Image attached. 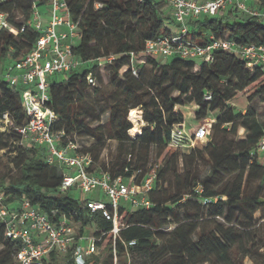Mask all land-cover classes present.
<instances>
[{
  "label": "trees",
  "instance_id": "1",
  "mask_svg": "<svg viewBox=\"0 0 264 264\" xmlns=\"http://www.w3.org/2000/svg\"><path fill=\"white\" fill-rule=\"evenodd\" d=\"M34 3L43 6L48 0H0V10L8 11L10 23L21 28ZM67 4L81 33L73 52L86 65L66 72L68 76L61 82H50L49 106L57 114L52 130L64 131L76 141L78 136L95 140L79 150L92 154V172L108 170L114 178L122 176L129 181L134 176L140 183L155 170L157 176L149 194L152 205L133 211L121 205L124 226L114 243L109 232L111 221L99 212L92 213L70 191L59 190L65 168L48 163L45 147H12L1 143L0 138V151L8 150L16 170L0 175V193L5 194L6 202L15 209L28 199L54 222L66 216L79 222L81 231L91 227L101 236L98 245L102 252L90 256L85 264H129L132 259L141 264H241L250 255L246 234H250L255 213L264 206L260 194L264 165L256 152L264 127L252 105L256 99L264 104V67L249 68L241 56L221 50L211 62L198 64L172 56L169 62L160 63L145 46L147 40L177 30L163 0H67ZM225 13L192 20V38L206 43L212 34H227L240 43L264 44V22L245 15L241 21L232 20L238 12ZM20 16L23 20H18ZM38 36L31 28L17 35L0 28V70L27 53ZM111 56L114 58L109 61ZM108 63L113 88L105 107L99 110L87 101V90L97 84H91L88 75L92 73L97 80L96 70ZM147 65L152 67L150 73ZM95 90L100 92L97 87ZM239 91H244L249 101L245 112H236L232 104ZM190 104L198 106L197 119L206 118L210 111L219 110L220 114L204 147L186 153L169 142L172 128L184 124L179 106ZM136 108L143 110L145 124L130 136L128 131L135 121L128 116ZM106 113L108 119L103 123L101 118ZM5 114L9 115L16 142L21 141L16 128L28 118L21 88L0 77V128ZM240 128L247 133L238 139ZM109 139L118 141L112 166L97 167ZM203 162L209 164L206 175L200 171ZM254 179L259 185L252 194ZM191 203L197 206L195 210L188 208ZM168 224L175 225L169 232L164 228ZM19 249V241L6 236L0 221V264H18ZM71 256V252L66 256L52 252L46 264H76Z\"/></svg>",
  "mask_w": 264,
  "mask_h": 264
},
{
  "label": "built area",
  "instance_id": "2",
  "mask_svg": "<svg viewBox=\"0 0 264 264\" xmlns=\"http://www.w3.org/2000/svg\"><path fill=\"white\" fill-rule=\"evenodd\" d=\"M163 1L171 10L177 30L171 35L147 40L146 52L166 57L179 56L188 60H199L201 63L213 61L215 52L221 50L241 56L249 68L257 65L264 67V44L240 43L227 34H212L208 42L200 43L192 38L191 31L192 20L217 16L228 10L264 22V0ZM47 5L50 7L46 11L49 18L43 15L41 6L34 3L30 16L21 28L10 23L8 11L0 10V28H5L14 35L27 28L39 33L27 53L0 70V77L10 85L21 88L22 103L28 117L24 124L16 128L22 139L45 147L48 163L71 169V173L64 172L59 190L67 192L76 187L84 192H92L100 189L107 196L106 200L88 197L83 199V203L92 213L99 212L104 219L112 222L113 226L109 232L115 243L124 226L121 222V205L130 202L136 208H149L152 205L149 194L157 173L155 170L150 172L138 183L134 176L125 181L122 176L114 178L108 170L92 172V154L79 151L81 144L64 131L52 130L57 114L49 106L50 77L77 69L83 62L73 52V46L81 33L78 23L72 19L67 0H48ZM100 6L101 4H97V7ZM113 58L114 56H111L108 60ZM133 72L137 75L136 70ZM88 80L91 84L96 83L92 73L88 75ZM4 118V121H10L8 114H5ZM209 134L210 129L201 126L195 130L194 139L205 141L208 140ZM187 138L193 143V137H187L185 133L184 124H177L171 130L169 145L180 149L191 147V144L185 141ZM260 148L264 150V137ZM0 221L5 226L6 236L20 243V249L16 253L18 264H46L52 252L60 256L71 252V258L76 264H85L90 256L102 252L98 245L101 236L94 232L86 234L91 227L85 226L81 231L82 225L66 216L54 222L28 199H24L14 209L6 202L5 194L0 193ZM134 243L135 241L130 242Z\"/></svg>",
  "mask_w": 264,
  "mask_h": 264
},
{
  "label": "rangeland",
  "instance_id": "3",
  "mask_svg": "<svg viewBox=\"0 0 264 264\" xmlns=\"http://www.w3.org/2000/svg\"><path fill=\"white\" fill-rule=\"evenodd\" d=\"M50 7L48 5H43L40 7L41 11L43 12L44 16H48L46 14V11L49 9ZM229 11V10H228ZM228 11L225 13V15L228 14ZM221 14L217 15V17H219ZM49 18V17H47ZM238 20L241 21L243 19L242 14L238 13V16L233 18L232 20ZM18 20H23L22 16H20L18 18ZM156 58L158 59V61L160 63H166L169 62L171 57H166L163 56L161 54H155ZM198 64H200V61H197ZM109 64H106L105 67H102L98 70H96L97 72V84L95 87H97L100 92L98 93L95 90V87H90L87 90V101L89 103H91L92 105H95L99 110L103 109L106 105V96L108 94V92L113 88V85L111 84V79H110V68H109ZM86 64L82 63V66L79 67V69H82ZM88 66H90L91 64L87 63ZM147 69V73H150L152 71V67L150 65L146 66ZM68 73L63 72V73H57L53 76L50 77V82H61L63 81L65 78H67ZM232 104L235 108L236 112H245L246 108L249 105V101L247 99V96L245 95L244 91H239L236 95V97L232 100ZM257 110H258V119L261 123V125L264 127V110H263V106L264 104L259 100L256 99L253 104ZM179 108L181 109V111L184 114V129H185V133L187 135V137H193V143H191V140L189 138H187L185 141L187 143H190L191 147H186L181 149L182 152H186V153H190L191 150L195 147H204L205 143L207 140L205 141H201V140H195L194 139V132L198 127L201 126H205L208 129H210V135L213 132L212 129V125L213 123L216 121L218 115L220 114L219 110H215V111H210L208 116L204 119H197L195 117V113L198 109V106L195 104H190V105H185V106H179ZM135 110H140V118H132L131 115L132 113L129 112V118L130 121H135L134 123L132 122L133 127H136V131H139L140 128L145 124V121L142 120V115H143V110H141L140 108H136ZM108 119V113L102 115V122L105 123ZM228 126V125H227ZM12 124L11 122L5 120L4 121V125L1 126V130L3 132V135L0 137L1 143L5 144L7 143L10 146H17V145H25L27 147H31L32 145H34L33 142H30L29 140H21L19 142H16V135L13 132V129L11 128ZM132 127V128H133ZM131 128V129H132ZM131 129L128 131L130 136L135 135L136 132H132ZM247 131L240 128L238 130V135L237 138L241 139L246 135ZM137 134V133H136ZM209 135V137H210ZM77 140L79 141V143L82 146H89L92 145L95 140L92 139L89 136H78ZM262 140V139H261ZM117 146H118V141L115 139H109L107 141L106 147L103 149L101 156H100V160L99 162L96 164V166H104L107 165V167H111L112 166V161L116 155V151H117ZM257 158L260 164L264 165V150H262L261 148H259L257 151ZM0 156L2 159V162L0 164V175L1 174H14L16 173V170L13 168L12 164L10 163V153L8 152L7 149L1 150L0 151ZM181 166H182V161L180 162ZM200 171L203 175H206L209 171V164L208 162H203L201 164L200 167ZM65 173H71V169L68 167H65ZM258 185H259V180L258 179H254L252 181L251 187H250V191L252 194L256 193L258 191ZM70 194L76 198H79L81 200L85 199V198H98L101 200H106L107 196L100 190V189H95L92 192H84L83 190H81L80 188H73L70 190ZM260 194L264 196V188L263 190L260 191ZM126 207L128 210H135L136 207H134L130 202L125 203ZM189 209L191 210H195L197 208V206L194 203H191L188 206ZM182 215L184 213V211L181 212ZM175 225L174 224H168L166 226H164L165 230L167 232H169ZM93 232V229L90 228L86 234L90 235ZM246 236L249 239L248 242V249L250 251V255L246 256L243 258L242 263L241 264H264V206L263 209L260 211H257L255 213L254 216V220H253V226L250 230V234H246ZM130 261V260H129ZM129 263V262H128ZM129 264H141V262H138L134 259H132V262ZM150 264V263H148Z\"/></svg>",
  "mask_w": 264,
  "mask_h": 264
},
{
  "label": "bare ground",
  "instance_id": "4",
  "mask_svg": "<svg viewBox=\"0 0 264 264\" xmlns=\"http://www.w3.org/2000/svg\"><path fill=\"white\" fill-rule=\"evenodd\" d=\"M132 115H131V117L132 118H140V113H141V111L140 110H133L132 112ZM136 121V120H135ZM136 128H137V126L136 127H133L132 129H131V131L134 133V132H136Z\"/></svg>",
  "mask_w": 264,
  "mask_h": 264
}]
</instances>
